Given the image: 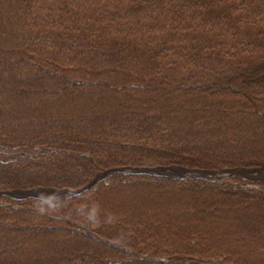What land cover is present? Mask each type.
Returning a JSON list of instances; mask_svg holds the SVG:
<instances>
[{"label": "trees", "instance_id": "obj_1", "mask_svg": "<svg viewBox=\"0 0 264 264\" xmlns=\"http://www.w3.org/2000/svg\"><path fill=\"white\" fill-rule=\"evenodd\" d=\"M73 1L81 0H0V189L77 190L123 165L264 163V0H142L140 8L108 0L121 21L100 24L61 12ZM252 198L264 209L262 190L111 171L80 194L2 208L0 222L26 214L31 224L8 228L16 236L0 239V264H183L158 259L201 256L211 245L234 263L262 264L264 236L234 230ZM150 202L164 209L148 214ZM230 212L237 225L224 220ZM84 222L96 227H72ZM224 228L237 251L218 246ZM14 239L41 251L6 250ZM167 243L174 251H162Z\"/></svg>", "mask_w": 264, "mask_h": 264}, {"label": "rangeland", "instance_id": "obj_2", "mask_svg": "<svg viewBox=\"0 0 264 264\" xmlns=\"http://www.w3.org/2000/svg\"><path fill=\"white\" fill-rule=\"evenodd\" d=\"M78 1V0H77ZM108 0H81L80 2H76L73 1L72 7H66V5H64V10L62 9L61 12H65L67 13L69 10H73V14L75 16L76 19H78L79 21L84 22H88L90 21V23H95V24H100L101 21L103 23H107L108 21H112L116 20V21H121V19H119L118 17L113 18L112 16H110V11H113V8L111 7V4L108 6L107 4ZM148 1V0H147ZM110 2V1H109ZM77 3V4H76ZM144 2L142 0H140L139 2L137 1H132V0H124L123 2H121L122 6L127 7H133V8H140V6H144L143 4ZM76 4V6H75ZM47 5V4H46ZM48 10V14H53V12L55 11L54 9L51 8H47ZM42 12V11H40ZM70 14V13H69ZM120 15L121 18L123 17V19L128 18L125 16H123V10H120ZM145 22L147 21L146 18L142 19ZM135 21V20H131ZM81 22V23H82ZM124 23V22H123ZM86 25L83 24V27H85ZM204 30V28H203ZM83 31V30H81ZM154 51V50H153ZM155 52V51H154ZM194 65H187V70L189 71H193L195 68H193ZM198 70V69H197ZM208 78V77H207ZM206 78V79H207ZM222 78H226L225 76H223ZM223 81H225L226 79H221ZM206 83V82H204ZM201 83V84H204ZM199 84V85H201ZM200 87V86H199ZM257 98L260 96H256ZM189 98L188 97H181V101H183L184 106L187 107L190 104V102L188 101ZM183 106V105H182ZM3 124V123H1ZM141 169H147V170H151V171H146V172H140V173H147V174H153L156 176H169L171 178H176V179H180V178H203L205 180L208 181H213V182H224L228 185H231L232 187H236V188H240L243 190H249V189H254V190H262L264 191V188H261V183H264V163L259 165V166H255V167H242V166H235L232 168H228V167H222V168H214V169H196V168H187V167H183V166H145L144 168H137V167H133L130 165H123V166H119L113 170H108V171H104L103 173L99 174L96 176V178L94 179V183L97 182L99 179H105V177L111 172V171H118V172H122L124 174H131V173H139V170ZM93 184H89V186H85L82 187L81 189H77V190H70L67 188H63V189H55L53 187H43V186H36L34 188H29V189H0V211L2 208H12V209H26V207H28V204H31V202H46V201H50L53 200L56 197H70L72 195H77L80 194L81 192L87 190L89 187H91ZM83 189V190H82ZM81 190V191H80ZM80 191V192H78ZM256 198H252V199H247L249 202H253L254 206L249 207V212H247V216H244L243 219L240 218L241 222L243 224H239L237 225V223L239 221L234 222L235 219H233V217L231 216V212L229 214H226V216H224V220L228 223L230 222H234L237 227H235V231H238V233L240 232V226L243 227L244 229L248 230L247 232L249 234L252 235V229L254 232H258V235H261L262 237L264 236V217L262 221H258L252 217H254L255 214L258 213V215L260 214V212H262V210H264L263 208H260L259 205H257L258 201H254ZM150 201V200H149ZM257 202V203H256ZM164 204V202H160L153 204L152 202L148 203L150 204L148 206V214L152 213V215H157L158 211L160 212L161 208L159 209L160 205L163 206L162 204ZM26 204V205H25ZM82 204L79 203L78 205ZM192 205H194L192 203ZM22 206H24L23 208H21ZM144 206H147V204H145ZM215 206H206L207 211H213ZM62 206L56 207L54 208L57 212L61 213L62 212ZM182 208V206H181ZM170 209H174L173 207H170ZM193 210V206L186 204V206H184L182 208V210ZM153 211V212H152ZM214 214H217L215 211L213 212ZM236 213V212H235ZM195 215H199L197 213L191 214V216H195ZM222 215V214H221ZM224 215V214H223ZM264 215V214H263ZM5 215H3V213H0V219L3 220V218ZM25 216H16L15 217V224H12L9 222V226L7 224H4V222H0V239L2 241L5 240V238H7V236H11L15 238V233L13 231L8 230L9 229H18L20 228V226L22 227H27L29 226V224H31V222H26L27 220L25 219ZM148 216V215H147ZM217 216L214 218L215 220L217 219ZM8 217H12V216H8ZM208 218H205V216H199V219L195 222V224H202L206 225L205 221L211 222L213 217L208 215ZM14 218V217H13ZM17 218V219H16ZM149 218V217H146ZM21 220V221H18ZM5 221V220H4ZM6 222V221H5ZM193 223V222H192ZM4 224V225H3ZM72 227L74 229H76L78 232H84V230H93L92 228H95L96 225L92 224V227L89 226L88 222H84L82 224L79 223H73ZM173 227V226H172ZM225 228H228L225 224ZM221 230L220 234H219V239L217 240V244L220 247H228L229 249H231V247L234 250H238V247L236 244H234V240L235 238H238L232 235V232H229L227 230ZM223 233V234H222ZM230 233V234H227ZM17 234V232H16ZM5 237V238H4ZM26 237L22 236L21 239H23ZM179 240V238H177ZM17 239H14L13 242L9 241V242H3L4 246L6 248V250H10V249H35L38 252H40L41 250L38 249L41 246L39 245V242H37V244L35 246H33L32 241L31 242H24L21 243L19 246H17V243L15 242ZM61 240V239H59ZM173 240V239H170ZM233 240V241H232ZM173 243V241H171ZM2 243V242H1ZM203 243V241H202ZM228 243V244H226ZM32 246H31V245ZM194 244V243H193ZM233 244V245H232ZM226 245V246H225ZM212 246V247H211ZM211 246H207L208 247V251L206 254L204 255H186V254H180L178 256H174L175 258H171V257H163L158 259L159 261H164V262H172V261H179L182 262L183 264H237L234 263V261L230 260L228 258V254L226 253L225 255L220 252V250L215 249V247L213 245ZM3 247V246H0ZM211 247V248H210ZM158 252H160L162 246H158L156 247ZM159 249V250H158ZM221 249V248H220ZM253 251L256 253H260V251H262V249L259 246H254ZM162 251H174L173 249V245H171L170 243H167L163 248ZM33 253H36V251H32ZM6 254H11L10 251H7ZM250 256L247 257H253V254H249ZM172 256V255H171ZM264 257V256H263ZM263 257H261V261L263 264ZM179 258V260L177 259ZM241 264V263H240Z\"/></svg>", "mask_w": 264, "mask_h": 264}, {"label": "water", "instance_id": "obj_3", "mask_svg": "<svg viewBox=\"0 0 264 264\" xmlns=\"http://www.w3.org/2000/svg\"><path fill=\"white\" fill-rule=\"evenodd\" d=\"M141 171L143 172V171H145V170H141ZM146 171H151V170H146ZM82 190H83V189H82ZM80 191H81V190H80ZM80 191H78V192H80Z\"/></svg>", "mask_w": 264, "mask_h": 264}, {"label": "bare ground", "instance_id": "obj_4", "mask_svg": "<svg viewBox=\"0 0 264 264\" xmlns=\"http://www.w3.org/2000/svg\"><path fill=\"white\" fill-rule=\"evenodd\" d=\"M93 183H94V180L90 183V185L93 184ZM88 186H89V185H88Z\"/></svg>", "mask_w": 264, "mask_h": 264}]
</instances>
